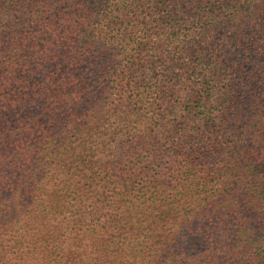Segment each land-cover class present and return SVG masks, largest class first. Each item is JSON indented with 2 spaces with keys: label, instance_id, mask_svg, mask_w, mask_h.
<instances>
[{
  "label": "trees",
  "instance_id": "obj_1",
  "mask_svg": "<svg viewBox=\"0 0 264 264\" xmlns=\"http://www.w3.org/2000/svg\"><path fill=\"white\" fill-rule=\"evenodd\" d=\"M0 264H264V0H0Z\"/></svg>",
  "mask_w": 264,
  "mask_h": 264
},
{
  "label": "rangeland",
  "instance_id": "obj_2",
  "mask_svg": "<svg viewBox=\"0 0 264 264\" xmlns=\"http://www.w3.org/2000/svg\"><path fill=\"white\" fill-rule=\"evenodd\" d=\"M117 103L116 102H113V103H109V104H106V106H104V105H101V108L104 110V112L102 113V114H100V118L99 119H101V126L103 125V122H104V119H107V117L110 119V121H113L114 120V113L116 112V110L119 108V106L120 105H122V102H119V106H117L116 105ZM93 114H94V117L97 115V112H93V111H89L88 113H87V115L89 116V117H93ZM100 133H102V131L101 132H99V133H97V134H95V140H96V142L97 143H99V144H103L104 143V141L105 140H107V138H105L104 136H102V135H100ZM73 141H77V142H79V139H73ZM94 155H95V157L98 159V160H100V159H102L104 156L102 155V153L98 150V151H96L95 153H94ZM107 161V160H106ZM102 163V162H101ZM100 163V164H101ZM114 164H112V163H110L109 164V166H108V169H111L112 168V166H113ZM102 165H100V169H103L102 167H101ZM99 167V164L98 165H93L92 166V169L93 170H95V169H97ZM111 172H114V170H111Z\"/></svg>",
  "mask_w": 264,
  "mask_h": 264
}]
</instances>
